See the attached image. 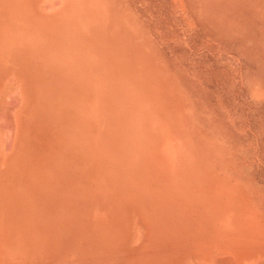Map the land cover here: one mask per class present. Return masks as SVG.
I'll use <instances>...</instances> for the list:
<instances>
[{
	"label": "rangeland",
	"instance_id": "1",
	"mask_svg": "<svg viewBox=\"0 0 264 264\" xmlns=\"http://www.w3.org/2000/svg\"><path fill=\"white\" fill-rule=\"evenodd\" d=\"M252 224L264 0H0V264H199Z\"/></svg>",
	"mask_w": 264,
	"mask_h": 264
},
{
	"label": "bare ground",
	"instance_id": "2",
	"mask_svg": "<svg viewBox=\"0 0 264 264\" xmlns=\"http://www.w3.org/2000/svg\"><path fill=\"white\" fill-rule=\"evenodd\" d=\"M48 3H49V1L47 2V4ZM49 6H50V8H52V5H49ZM42 7H44V6L42 5ZM241 207H243V206H241ZM228 221H230V220H228ZM248 221H249V219H248ZM252 221H253V219H252ZM244 222H245V220H244ZM244 222H242V224H244ZM246 223L247 222H245V224ZM253 224L250 225L251 227L250 226L248 227L250 229L249 230L247 229L248 230L246 232L247 235L244 234L238 238H235L234 243L229 244L227 242L220 241L221 239H216V240H213L214 243L211 242V244H213V246H211L212 248H210V247L208 248L206 246L208 244L206 242H202L201 243L202 245H200L197 248L198 263L199 264H264V241H263L264 240V233H263V231H261L259 229L256 230V228L253 226ZM262 224H263V222H262ZM238 225H240V224H238ZM252 226L255 229H252L253 228ZM258 226H260V225H258ZM257 228H259V227H257ZM260 229H262V228H260ZM237 231H240V230H237ZM244 231H246V229H244ZM142 235H143V233H142ZM229 242H230V240H229ZM140 248H142V247H140ZM144 249H145V247H144ZM143 251H145V250H143ZM174 252H175V250H174ZM182 252H183V250H182Z\"/></svg>",
	"mask_w": 264,
	"mask_h": 264
}]
</instances>
